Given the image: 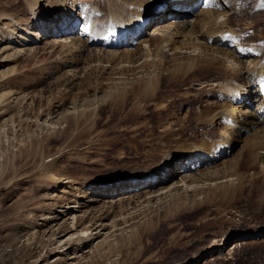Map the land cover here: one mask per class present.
Segmentation results:
<instances>
[{
	"label": "rangeland",
	"instance_id": "obj_1",
	"mask_svg": "<svg viewBox=\"0 0 264 264\" xmlns=\"http://www.w3.org/2000/svg\"><path fill=\"white\" fill-rule=\"evenodd\" d=\"M24 1L0 0V264H264V163L253 165L246 153L235 174L246 171L255 182L243 192L221 174L204 180L196 170H159L168 153L200 143L206 131L217 134V125L208 128L197 118L226 109L230 104L220 97L227 98V92L203 88L190 77L170 83L172 51L150 58L139 77L131 71L113 75L117 61L109 58L112 49L89 47L101 63L89 52L71 62L73 57L59 46L71 37L34 28ZM51 1L59 3L42 0L38 12L49 13ZM60 1L75 11L97 7L102 20L107 16L102 0ZM215 1L223 7L234 4L236 32L252 28L246 38L252 42L264 36V10L259 8L264 0ZM239 1L244 12L236 7ZM188 19L194 22L196 15ZM157 21L148 23L147 36ZM191 26H182L185 35ZM13 29L12 40L4 39L5 31ZM24 32L39 33L38 41ZM170 33V39L177 38L176 29ZM178 38L180 47L185 37ZM159 40H152L149 49ZM138 57L134 67L146 60ZM153 58L161 64L153 65ZM234 74L228 71L223 78L233 82ZM221 75L211 68L201 77ZM242 79L247 82V76ZM239 105L248 108L244 100ZM222 161L212 167L222 170ZM52 162L60 182L44 178ZM127 181L131 189L120 193L129 194V203L106 206L114 193L110 189ZM94 182H109L100 185L109 193L97 203L88 202ZM121 214L133 219L114 228ZM83 217V224H77ZM235 233L244 234L243 239L219 247Z\"/></svg>",
	"mask_w": 264,
	"mask_h": 264
},
{
	"label": "bare ground",
	"instance_id": "obj_2",
	"mask_svg": "<svg viewBox=\"0 0 264 264\" xmlns=\"http://www.w3.org/2000/svg\"><path fill=\"white\" fill-rule=\"evenodd\" d=\"M41 1L42 0L24 1L26 2L27 7H29L30 12L33 13L32 24L34 25V28L38 27L39 31L47 32V30H57V32H59L58 36L61 37L68 35L71 37L70 43L59 44L61 48L67 50V53L69 52L70 58L73 57L71 60L69 59L71 62L77 60V58H81L84 53L89 52V57H91V59H96L97 62L101 63L103 61L102 57H100L97 52L95 54H93L92 51L90 52L89 47L92 45L95 46V43H98L100 39L109 34L107 41H112V43L115 44L116 42L119 44V42L126 39L127 41L131 40L130 45L120 43L119 45H122L123 48L115 51L112 49V51H110L112 53L108 54L110 60L112 59L113 62L117 61L114 67L115 69L113 70V75L121 74L122 76H126L125 73L131 71L133 73L131 76H138L144 72L143 68L146 67L144 64H148L151 60L150 58L156 57L159 59V57H165L166 52L172 51L173 54L171 55L173 56L170 59L172 64H169L170 67H173L172 72H170L171 81L168 78L170 83H173L176 80L178 81L179 78L186 79L190 77L193 80L195 79L197 82H200V85L203 84V88L207 89V87L212 86L213 89H210L214 90L215 86L220 87L219 92H221V90L227 92V98L224 100L230 105H226V109L220 108L219 110L217 109L210 112L207 119L199 116L197 118L198 122L204 120L203 124L208 128L217 125L219 127L217 134L206 131L207 134H204L203 139L200 138V143H192L189 147L180 148V150L168 153L164 159L165 164L159 169L160 171L165 173V168L168 167H171V171L180 172H183L184 170H189V172L196 170L200 173L197 176L204 180L219 179V175L221 174L230 178V180H235L242 192L248 183H251L252 181L255 182L253 178L249 179L246 177V174H248L246 171L241 175L235 174V171L238 169L239 164L242 163L246 153L249 158H253V160L251 159L253 165L264 163V119L262 115L258 114L256 111L250 112L248 108L247 110H244L239 104L243 100L247 103L257 102L258 96L256 95V90L254 88L256 86L261 88L264 87V82L262 83L261 81V76L264 75V63H261V59L264 55V44L261 42L264 40V36L260 34V40L258 42H254L253 40L252 42L246 39L248 37L246 36V33L249 30H253L252 28H248L249 30L245 31L242 29L240 32L234 30L237 28L231 25V16L233 14L236 15L237 12L234 11V4L227 5L230 3L228 2L226 3L227 6L223 7L220 5V2H216L215 4V1H213V3L206 1L204 3L203 0H102L104 4L102 5L107 6L108 8L106 18L105 20H102L100 17L102 14L100 8L93 7L91 12H87V9H84L85 11L82 12L79 11L80 7H78L75 11L74 6H71L70 4L67 5L60 0L56 5H53L51 1V9L50 7L48 8L49 13H39L38 8L41 6ZM239 2L241 3V1ZM240 3H238L236 7L240 6L243 11L244 5ZM171 5L174 7L168 8ZM162 7H167V12H162ZM178 8H181V10L179 11ZM157 15H159V17ZM168 15H172V18H169ZM195 15L196 20L194 22L188 19ZM246 15H248L247 12L243 16H240V18L243 19ZM1 16L7 15L1 14ZM157 18L158 23L152 28L153 34L158 32V30L162 31V29H164V33L161 32V34H156L152 37L150 35L145 36L143 34V24L148 26V23L150 24L152 19ZM175 19H179L180 21H175ZM11 21H13V19H11ZM59 21L62 23L61 25H58ZM81 24L83 25L81 26ZM186 24L192 26L191 29L189 28L190 30L188 33L185 32V35L182 26H185ZM173 28L177 31V40L170 39L173 36L169 38V33ZM14 31H16V29L5 31L6 36L4 39L6 38V40L11 41V38L15 34ZM24 33L28 39L34 37L35 39L32 40L38 41L37 38L39 37V33L38 35H33L28 32ZM230 33L239 37L238 41L234 42L233 47H223L219 45L218 42L220 41V38L228 39ZM183 35L185 41L182 45L180 44V47H178V39H180L178 37H183ZM130 37L135 38L130 39ZM201 37L202 40H204L199 42ZM154 39L160 40L152 51L149 49V43ZM192 39L198 40L194 42ZM134 40L138 41V45L136 46L140 47L131 49ZM245 40H247V43H245ZM248 45L250 49H247ZM99 51L101 52L102 50L99 49ZM260 52H262L263 55L260 56ZM138 56H144L146 60L139 66L134 67L133 64L134 62H137L138 59L136 57ZM10 57L11 56H6L5 58ZM152 63L153 65L157 64V66L161 64H158L157 61L155 62V58H153ZM182 64H184V66H182ZM153 68L157 67L154 66ZM211 68L218 70L222 75L216 79H203L201 74H205ZM228 71L235 73L233 75L235 76L233 82H230L229 79L228 81H225L223 78L225 75L227 76ZM230 75H232L231 72ZM244 75L247 76L246 83L242 79ZM69 82L70 81H68V83ZM146 90L149 89L146 88ZM228 93H231V95ZM1 100L2 96H0V102ZM196 102L197 99L194 100V103ZM229 119L232 120L231 123H229ZM249 132L250 134L246 136L245 133ZM243 137H245V140H243L244 146L241 148V152L234 156L235 148L242 142L241 139ZM220 161L224 162L222 170H216V166L214 169V167H212L214 165L212 164ZM55 163L56 162H52L43 171L44 178L54 183L57 181L60 182V179L56 176L57 165L55 166ZM228 163H231V169H228L229 166H226ZM157 176L158 175L154 174V177ZM262 180L263 183H261L262 185L260 186L264 188V175ZM129 182L120 186L117 185V187L110 189L114 193L112 198L105 201L106 206H109V208L112 209L116 206H123L126 202L129 203V194L120 193L131 189L132 185L129 184ZM94 183L95 184L90 183L89 188V191L92 194L90 195L91 199L88 202L91 203H97L100 198H103L109 193V190H104V187L100 186L109 182ZM236 190H238V188H236ZM84 217L79 219L77 224H83ZM117 218H120V222H114V228L120 226L122 223H127L129 220H132L133 216L125 218V215L121 214ZM253 234L254 233H249V235ZM243 237L244 234L235 233L229 238H226L224 244H221L219 247L222 248L227 246L230 242L241 240ZM236 243H234L235 246L231 247L236 248Z\"/></svg>",
	"mask_w": 264,
	"mask_h": 264
}]
</instances>
